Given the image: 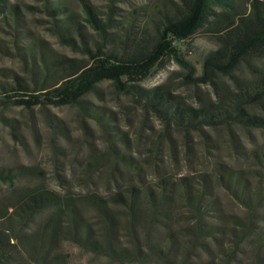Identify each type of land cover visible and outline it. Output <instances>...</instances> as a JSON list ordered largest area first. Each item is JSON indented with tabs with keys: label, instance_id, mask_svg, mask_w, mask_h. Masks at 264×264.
Wrapping results in <instances>:
<instances>
[{
	"label": "rangeland",
	"instance_id": "374dc122",
	"mask_svg": "<svg viewBox=\"0 0 264 264\" xmlns=\"http://www.w3.org/2000/svg\"><path fill=\"white\" fill-rule=\"evenodd\" d=\"M65 1L81 16L82 33L92 51L94 39L103 51L115 45L109 38L104 40L84 20L83 1L98 19L109 22L107 32L137 30L179 2ZM250 1L235 0V3L246 10ZM1 3L0 82L14 83L17 75L32 85L29 46L35 67L41 65L40 56L89 59L79 34L74 36V44H68L55 32L54 21L44 8L47 0ZM10 5H17L16 21ZM189 45L196 49L191 50ZM218 46L216 37L198 32L186 42H176L175 51L177 57L194 65L196 75L202 73L201 52ZM177 57L169 56L150 76L130 83L146 89L165 84L173 95L197 108L237 92L242 81L264 73L261 54L242 60L231 74L218 73L212 81H194L185 76L186 68ZM84 98L94 107L102 108L108 127L75 105L0 104V168L17 173L11 185L0 181V211L10 212L22 195L32 190H53L75 200L88 192L100 196L118 191L128 194L126 189L130 186L140 191L148 187L156 191L162 188V180L173 184V191L168 192L173 198L170 204L154 212L147 202L140 203L139 213L145 225L140 233L127 228L125 211L118 208L120 221L114 237L127 247L136 244L140 249L137 255L129 259L111 257L64 240L55 251L59 254L57 264H264V129L236 119L218 125L201 124L197 129L185 128L135 102L130 93L117 88L111 80L100 81ZM245 108L264 116V97ZM220 164L240 171V181L232 190L219 180ZM21 171L26 173L18 174ZM181 178L200 188L202 183L208 185L205 201L212 199L213 203L198 223L195 213L180 196ZM241 183L245 187L243 197L249 204L234 195V190L240 193ZM79 204L87 219L98 227L96 212L80 201ZM52 212L45 209L37 213L31 227H38ZM195 225L201 227L200 233H194ZM158 246L177 257L171 254L169 260L160 258L151 251ZM11 256L17 264H32L18 248Z\"/></svg>",
	"mask_w": 264,
	"mask_h": 264
},
{
	"label": "trees",
	"instance_id": "16d2710c",
	"mask_svg": "<svg viewBox=\"0 0 264 264\" xmlns=\"http://www.w3.org/2000/svg\"><path fill=\"white\" fill-rule=\"evenodd\" d=\"M1 2L3 0H0V11L3 7ZM83 3L86 14L84 20L97 29L104 40L109 38L115 46L103 51L94 39L95 49H89L87 37L82 33L83 24L79 20V13L71 9L65 0H47L44 8L54 21L55 32L68 44H74V36L79 34L83 49L90 54L89 59L81 61L66 55L40 56L41 65L35 67L32 47L29 46L28 53L32 59L30 69L34 74L32 85L17 75H14V83L0 82L1 105H75L83 113L97 118L106 128L107 116L102 108L94 107L84 97L100 81L111 80L117 88L130 93L135 102L185 128L197 129L201 124L218 125L236 119L264 129V116L245 108L264 97V73L256 79L242 81L237 92L197 108L184 103L180 96L173 95L165 84L146 89L130 83L150 76L164 65L169 56L177 57L176 42H186L198 32L216 37L219 46L201 52V74L195 75L194 65L187 59L177 57L186 68L185 76L191 80L212 81L218 73L231 74L247 57L264 54V0H251L246 10L238 7L235 0H179L160 18L146 21L137 30L125 29L124 32H107L109 22L98 19L88 4ZM214 7L220 10L216 11ZM10 8L16 21L19 15L17 5H10ZM189 48L196 49L192 45ZM53 77L55 79L51 80ZM123 159L128 161L124 156ZM220 166L221 183L231 190L237 187L240 171L227 169L222 164ZM25 173L21 171L18 174ZM16 176L17 173L0 168V181L11 185ZM180 181V196L193 210L198 223L213 203L212 199L205 201L209 194L208 185L202 183L203 188H200L186 178ZM162 183V188L156 191L149 187L140 191L130 186L126 189L128 194L118 191L100 196L88 192L75 200L53 190L27 192L11 207L10 212L0 211V264H17L11 256L15 248L24 252L32 264H57L59 254L55 251L64 240L111 257L129 259L131 255H137L140 249L136 244L127 247L114 237L120 221L118 208L125 211L127 228L140 233L145 226L139 213L140 203L147 202L149 210L154 212L170 204L173 198L168 193L173 191V184L167 180H162ZM239 189L240 193L234 190V195L249 204L242 194L245 189L243 183ZM79 201L96 212L100 220L98 227L84 215ZM45 209H52L53 212L38 227L32 228L34 216ZM194 231L200 233L201 227L195 225ZM168 250L158 246L151 251L169 260L171 254L176 255Z\"/></svg>",
	"mask_w": 264,
	"mask_h": 264
}]
</instances>
